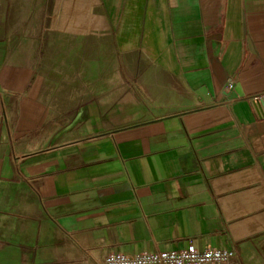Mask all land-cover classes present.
Segmentation results:
<instances>
[{
    "label": "crops",
    "instance_id": "0c3cea01",
    "mask_svg": "<svg viewBox=\"0 0 264 264\" xmlns=\"http://www.w3.org/2000/svg\"><path fill=\"white\" fill-rule=\"evenodd\" d=\"M49 5L87 37L86 97L54 111L41 33L0 21V264L192 243L264 264V0Z\"/></svg>",
    "mask_w": 264,
    "mask_h": 264
},
{
    "label": "rangeland",
    "instance_id": "374dc122",
    "mask_svg": "<svg viewBox=\"0 0 264 264\" xmlns=\"http://www.w3.org/2000/svg\"><path fill=\"white\" fill-rule=\"evenodd\" d=\"M43 4L44 0H0V21L9 19L16 28L24 24L33 33H41V70L45 76L42 93L54 111L66 113L75 109L86 97V83L81 76L87 37L72 33L66 26H59L61 22L55 25L62 17L58 12L55 15L52 5L48 7V11H52L50 17L42 19L40 12ZM65 10L69 20L70 14L68 9ZM80 10L77 4V21ZM102 50L106 53L107 48L102 46Z\"/></svg>",
    "mask_w": 264,
    "mask_h": 264
},
{
    "label": "built area",
    "instance_id": "2783aa9c",
    "mask_svg": "<svg viewBox=\"0 0 264 264\" xmlns=\"http://www.w3.org/2000/svg\"><path fill=\"white\" fill-rule=\"evenodd\" d=\"M105 264H238L234 250L218 247L201 249L195 244L179 250L112 252Z\"/></svg>",
    "mask_w": 264,
    "mask_h": 264
},
{
    "label": "water",
    "instance_id": "95a60500",
    "mask_svg": "<svg viewBox=\"0 0 264 264\" xmlns=\"http://www.w3.org/2000/svg\"><path fill=\"white\" fill-rule=\"evenodd\" d=\"M237 92L235 94H228L230 98H237L238 96H242L243 94L240 92L239 87L236 88Z\"/></svg>",
    "mask_w": 264,
    "mask_h": 264
}]
</instances>
